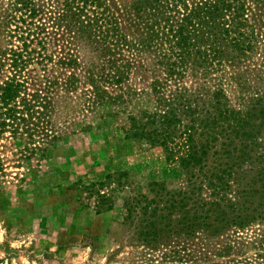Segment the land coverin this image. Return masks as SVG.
<instances>
[{"label":"trees","instance_id":"16d2710c","mask_svg":"<svg viewBox=\"0 0 264 264\" xmlns=\"http://www.w3.org/2000/svg\"><path fill=\"white\" fill-rule=\"evenodd\" d=\"M6 23L0 145L12 140L29 165L46 159L78 92V111L125 114L124 138L161 148L181 174L140 192L127 170L108 172L86 185L96 212L122 192L129 239L181 264H219L234 249L219 238L258 225L255 259L224 264H264V0H8ZM136 66L146 90L125 86Z\"/></svg>","mask_w":264,"mask_h":264},{"label":"rangeland","instance_id":"374dc122","mask_svg":"<svg viewBox=\"0 0 264 264\" xmlns=\"http://www.w3.org/2000/svg\"><path fill=\"white\" fill-rule=\"evenodd\" d=\"M6 19L8 0H0V63L5 61L0 65V83L8 74ZM50 72L63 70L53 67ZM149 83V72L136 66L125 86L146 90ZM225 87L231 96L236 91L232 81ZM77 95H70L63 112L70 114L67 133L50 147L46 159L26 164L12 140L1 142L5 175L0 179V264H181L169 247L151 249L129 239L121 223L122 192L115 191L111 210L96 212V196L86 186L121 169L130 173L131 190L144 191L153 180L175 186L180 182L179 167L165 159L161 148L124 138L125 114L116 121L98 122L94 114L78 111ZM88 124L92 126L86 128ZM257 227L222 235L218 242H230L234 249L229 256H212L213 262L255 259L251 239Z\"/></svg>","mask_w":264,"mask_h":264}]
</instances>
